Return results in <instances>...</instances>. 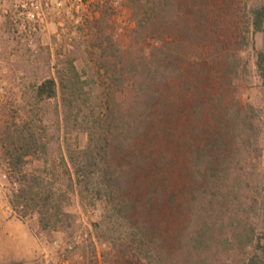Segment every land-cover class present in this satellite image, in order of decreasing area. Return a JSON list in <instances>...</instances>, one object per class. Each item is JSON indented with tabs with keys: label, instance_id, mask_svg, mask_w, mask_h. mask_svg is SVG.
I'll return each mask as SVG.
<instances>
[{
	"label": "trees",
	"instance_id": "obj_1",
	"mask_svg": "<svg viewBox=\"0 0 264 264\" xmlns=\"http://www.w3.org/2000/svg\"><path fill=\"white\" fill-rule=\"evenodd\" d=\"M129 2L132 47L98 59L104 86H88L69 60L33 89L38 103L60 94L57 123L85 133L84 146L53 155L33 106L3 126L11 210L35 218L41 231L72 236L74 198L99 208L88 235L95 264L93 237L104 244L100 264H264V169L234 167L242 151L261 157L256 122L264 103L255 110L230 97L226 121L208 124L199 140V93L190 94L198 80L192 68H208L209 58L232 67L230 57L264 32V0ZM255 65L264 86V52ZM204 92L206 120L214 121L218 109Z\"/></svg>",
	"mask_w": 264,
	"mask_h": 264
},
{
	"label": "rangeland",
	"instance_id": "obj_2",
	"mask_svg": "<svg viewBox=\"0 0 264 264\" xmlns=\"http://www.w3.org/2000/svg\"><path fill=\"white\" fill-rule=\"evenodd\" d=\"M257 3L258 0H249V4ZM134 26L129 0H0V134L3 126L19 120L28 106H33L41 121L38 125L52 139L53 155L60 152L64 155L67 146H84L85 133L75 129L65 131L62 121V125L57 123L61 120L60 94L38 103L32 97L33 89L53 75L54 68H64L69 60H74L81 79L96 89L103 74L98 59L117 56V47L128 52ZM102 48H107L103 55ZM259 51L264 52V32L250 36L247 45L230 57L234 66H227L222 59L209 58L208 68L201 62L192 68L191 73L198 75L190 94L193 96L196 90L199 93L200 107L194 111L195 134L199 140L204 138L208 124L214 126L226 121L222 108L230 97L240 106L250 105L260 110L264 86L255 65ZM205 71L209 72L208 77L203 74ZM106 82L103 80L102 85ZM185 88L188 92L189 87ZM85 90L89 91L86 85ZM203 92L209 93L218 109L214 121L206 120L208 108L204 104L210 103L203 98ZM180 107L179 114L185 120L186 105ZM256 123L260 159H255L254 152L242 151L237 157L239 163L234 164L248 173H261L264 169V114H259ZM56 138H60V145ZM8 190L0 150V264H95L88 235L92 234L91 224L98 219L99 208L92 209L75 197L70 208L75 221L72 236L61 231L48 233L39 229L35 218L21 219L11 210L6 197ZM92 241L100 264L104 244L94 237Z\"/></svg>",
	"mask_w": 264,
	"mask_h": 264
}]
</instances>
